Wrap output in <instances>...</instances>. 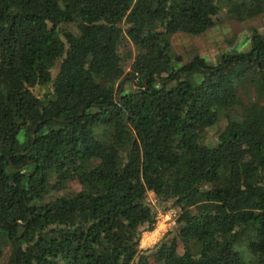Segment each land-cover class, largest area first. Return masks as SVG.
Returning a JSON list of instances; mask_svg holds the SVG:
<instances>
[{
  "label": "trees",
  "instance_id": "obj_1",
  "mask_svg": "<svg viewBox=\"0 0 264 264\" xmlns=\"http://www.w3.org/2000/svg\"><path fill=\"white\" fill-rule=\"evenodd\" d=\"M263 13L0 0V264H264V26L225 39L215 64L169 42Z\"/></svg>",
  "mask_w": 264,
  "mask_h": 264
},
{
  "label": "rangeland",
  "instance_id": "obj_2",
  "mask_svg": "<svg viewBox=\"0 0 264 264\" xmlns=\"http://www.w3.org/2000/svg\"><path fill=\"white\" fill-rule=\"evenodd\" d=\"M264 26V13L251 18L244 23L224 22L217 24L207 30L204 34L192 37L183 34L172 35L169 39L172 51L180 55L184 62L188 61L191 53H197L200 57L204 58L206 63L215 64L218 62L219 56L226 50L225 39L234 38L236 42L242 41V37H249L252 30L257 33L262 31ZM245 47L239 48L244 49ZM248 75H252V71L246 72ZM132 87V83L130 84ZM133 88V87H132ZM40 89H36L35 93L39 95ZM224 124L222 120H218L216 125L205 132L203 140L208 139L211 142L216 140L218 132L223 128ZM71 190H78V187L74 184L71 186ZM147 200L154 203V197L152 194L147 193ZM173 214L171 210L156 214V222L153 229L150 232H144L139 239V249L151 248L168 229L172 227ZM8 257V252L4 253V259Z\"/></svg>",
  "mask_w": 264,
  "mask_h": 264
}]
</instances>
